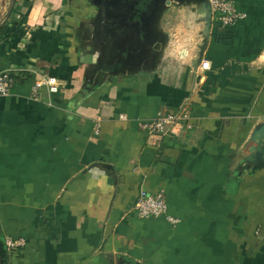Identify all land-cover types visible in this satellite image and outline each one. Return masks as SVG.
<instances>
[{
    "label": "crops",
    "instance_id": "1",
    "mask_svg": "<svg viewBox=\"0 0 264 264\" xmlns=\"http://www.w3.org/2000/svg\"><path fill=\"white\" fill-rule=\"evenodd\" d=\"M108 1L0 0V231L23 241L0 264H264V169L241 166L264 122V0L207 32L189 0ZM41 75L56 94L31 96ZM184 105L191 129L149 145L139 122ZM141 190L165 217L131 213Z\"/></svg>",
    "mask_w": 264,
    "mask_h": 264
},
{
    "label": "built area",
    "instance_id": "2",
    "mask_svg": "<svg viewBox=\"0 0 264 264\" xmlns=\"http://www.w3.org/2000/svg\"><path fill=\"white\" fill-rule=\"evenodd\" d=\"M206 8L209 14V29L214 26L219 29H228L245 19V15L236 6L235 0H206ZM209 33V32H208ZM201 71L210 69L209 62L201 59L199 63ZM16 70L7 69L0 72V101L8 97L16 80ZM61 83L50 75H41L33 79L30 87L31 96L37 97L41 89H45L50 95L56 94ZM188 105H184L174 112L165 113L149 121H140L139 130L146 135V142L150 145L165 137H175L183 130L191 129L189 125ZM124 117H121V119ZM167 205L162 193L149 194L144 190L139 195L132 207L131 213L140 219H156L165 217ZM168 222L173 223L170 218ZM23 244L22 240L6 239L5 246L14 251Z\"/></svg>",
    "mask_w": 264,
    "mask_h": 264
},
{
    "label": "water",
    "instance_id": "3",
    "mask_svg": "<svg viewBox=\"0 0 264 264\" xmlns=\"http://www.w3.org/2000/svg\"><path fill=\"white\" fill-rule=\"evenodd\" d=\"M94 3H100V0H93ZM197 4L194 12L202 17L206 22V32L209 29V14L206 8V0H189ZM110 5H116L117 0L108 1ZM170 0L167 1L169 4ZM248 143L252 144L248 149V155L241 161V166L244 170H248L249 174H253L258 170L264 169V122L258 123L254 126L248 139ZM104 167L107 168L106 165ZM108 168H110L108 166ZM0 252L5 253V242L0 231Z\"/></svg>",
    "mask_w": 264,
    "mask_h": 264
}]
</instances>
